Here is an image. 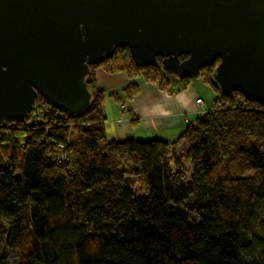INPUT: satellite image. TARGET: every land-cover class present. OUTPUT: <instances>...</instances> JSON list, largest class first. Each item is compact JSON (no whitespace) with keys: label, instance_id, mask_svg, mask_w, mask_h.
<instances>
[{"label":"trees","instance_id":"16d2710c","mask_svg":"<svg viewBox=\"0 0 264 264\" xmlns=\"http://www.w3.org/2000/svg\"><path fill=\"white\" fill-rule=\"evenodd\" d=\"M219 63L198 77L218 99L174 144L107 138L96 69L163 91L192 82L138 68L128 48L91 66L84 115L38 97L25 123L0 122V264H264V107L223 96Z\"/></svg>","mask_w":264,"mask_h":264},{"label":"water","instance_id":"95a60500","mask_svg":"<svg viewBox=\"0 0 264 264\" xmlns=\"http://www.w3.org/2000/svg\"><path fill=\"white\" fill-rule=\"evenodd\" d=\"M118 48L179 80L220 60L221 94L264 107V0H0V122L25 123L38 97L84 115L91 66Z\"/></svg>","mask_w":264,"mask_h":264},{"label":"crops","instance_id":"0c3cea01","mask_svg":"<svg viewBox=\"0 0 264 264\" xmlns=\"http://www.w3.org/2000/svg\"><path fill=\"white\" fill-rule=\"evenodd\" d=\"M97 87L104 91L106 134L109 141L123 142L134 138L141 142L162 141L174 144L179 141L188 126L210 110L201 97L202 87L191 84L184 89L176 86L163 91L143 79L130 80L124 73L108 74L102 69L95 72ZM130 85H136L139 93L132 100L118 103L110 96L121 95ZM172 91V92H170ZM203 101L197 105V100ZM188 149L183 141L175 147V154L182 155Z\"/></svg>","mask_w":264,"mask_h":264},{"label":"rangeland","instance_id":"374dc122","mask_svg":"<svg viewBox=\"0 0 264 264\" xmlns=\"http://www.w3.org/2000/svg\"><path fill=\"white\" fill-rule=\"evenodd\" d=\"M100 69V68H99ZM98 70V69H96ZM95 70V72H96ZM95 74V73H94ZM137 79H142V78H137ZM166 82V81H165ZM194 84H200L201 85V82H203L202 80L200 79H196V80H193L192 81ZM204 83V82H203ZM201 97L203 99V101H205V103H207V105H213L215 103V101L218 99V95L215 93V91H213L212 89H210L207 85L205 87H202V93H201ZM191 175V170L189 168V173H188V177H190ZM253 174L250 173V174H247L246 177H250L252 176ZM261 216L259 217V220L257 222V227L260 228L261 226ZM9 253V252H8Z\"/></svg>","mask_w":264,"mask_h":264},{"label":"built area","instance_id":"2783aa9c","mask_svg":"<svg viewBox=\"0 0 264 264\" xmlns=\"http://www.w3.org/2000/svg\"><path fill=\"white\" fill-rule=\"evenodd\" d=\"M203 101L201 99L197 100V105H202Z\"/></svg>","mask_w":264,"mask_h":264},{"label":"flooded vegetation","instance_id":"af4514ba","mask_svg":"<svg viewBox=\"0 0 264 264\" xmlns=\"http://www.w3.org/2000/svg\"><path fill=\"white\" fill-rule=\"evenodd\" d=\"M173 78V77H172ZM174 79H175V77H174Z\"/></svg>","mask_w":264,"mask_h":264}]
</instances>
